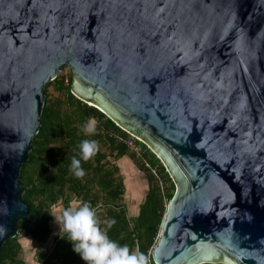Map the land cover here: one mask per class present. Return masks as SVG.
<instances>
[{
    "label": "water",
    "instance_id": "water-1",
    "mask_svg": "<svg viewBox=\"0 0 264 264\" xmlns=\"http://www.w3.org/2000/svg\"><path fill=\"white\" fill-rule=\"evenodd\" d=\"M65 67L175 184L155 263L264 264V0H0V250Z\"/></svg>",
    "mask_w": 264,
    "mask_h": 264
},
{
    "label": "trees",
    "instance_id": "trees-1",
    "mask_svg": "<svg viewBox=\"0 0 264 264\" xmlns=\"http://www.w3.org/2000/svg\"><path fill=\"white\" fill-rule=\"evenodd\" d=\"M71 82V72L67 83L59 75L49 82L65 91L64 98L46 99L40 130L21 170L24 198L39 221L33 229L23 221L19 222L18 234L9 237L0 250V264H25L20 256L23 248L20 237L47 241L52 235L53 206L62 201L64 209L71 208L74 197L80 201L77 207L89 202L96 209L102 226L115 217L116 223L107 229L109 235L145 252L149 260H153L150 250L158 237L166 205L174 195L175 184L161 159L145 143L97 107L75 96ZM89 118L96 121L95 132L84 131ZM85 138L96 139L99 149L88 160H82L86 173L77 177L70 168L71 157L79 156V145ZM139 145L140 152L135 148ZM125 155L147 173L148 188L134 215L129 213L124 201L125 180L117 163ZM147 163L157 168V175ZM38 261L41 264H86L74 250L65 230L55 237L46 253L38 255Z\"/></svg>",
    "mask_w": 264,
    "mask_h": 264
},
{
    "label": "clouds",
    "instance_id": "clouds-1",
    "mask_svg": "<svg viewBox=\"0 0 264 264\" xmlns=\"http://www.w3.org/2000/svg\"><path fill=\"white\" fill-rule=\"evenodd\" d=\"M85 132L96 131V121L89 118L84 125ZM79 156L71 157L70 168L77 177H82L86 169L82 160L91 158L99 149L96 139H83L79 145ZM63 230L67 231L73 248L86 264H149V256L143 251L133 249L127 243L112 238L107 229L116 223L112 217L102 226L96 209L84 202L76 209L65 208L59 217Z\"/></svg>",
    "mask_w": 264,
    "mask_h": 264
},
{
    "label": "rangeland",
    "instance_id": "rangeland-1",
    "mask_svg": "<svg viewBox=\"0 0 264 264\" xmlns=\"http://www.w3.org/2000/svg\"><path fill=\"white\" fill-rule=\"evenodd\" d=\"M70 70L68 67H65L62 71L59 72V77H64L65 83L69 80ZM49 85V84H48ZM47 85V94L46 99L56 100V99H63L65 91L63 89H58L56 87L57 84L53 83L48 86ZM132 146L134 144L130 142ZM142 143H144L142 141ZM137 151L140 152L141 145L135 147ZM117 163L120 166L121 173L123 174L125 180L126 191L124 194V201L128 207L129 213L134 215L137 213L139 208V204L143 199L147 188H148V180H147V173L144 170H141L129 157L125 155L117 160ZM162 188H165V184L162 182ZM80 201L76 200L74 197L71 202V208L75 209ZM64 209V204L62 201H59L56 205L52 208L53 219L51 220V227H52V235L51 237L45 242H39L36 239H33L31 236H21L20 241L22 243V252L20 256L24 259L25 264H41L38 261V255L46 253L51 247L54 242L55 237L60 234L63 230L62 224L60 221L56 219L59 217Z\"/></svg>",
    "mask_w": 264,
    "mask_h": 264
},
{
    "label": "built area",
    "instance_id": "built-area-1",
    "mask_svg": "<svg viewBox=\"0 0 264 264\" xmlns=\"http://www.w3.org/2000/svg\"><path fill=\"white\" fill-rule=\"evenodd\" d=\"M147 165L151 168V170L154 174H156V175L158 174L156 167L150 165L149 163H147ZM150 253H151V250H150ZM149 264H157V263H155L153 260H149ZM200 264H204V263H200Z\"/></svg>",
    "mask_w": 264,
    "mask_h": 264
},
{
    "label": "flooded vegetation",
    "instance_id": "flooded-vegetation-1",
    "mask_svg": "<svg viewBox=\"0 0 264 264\" xmlns=\"http://www.w3.org/2000/svg\"><path fill=\"white\" fill-rule=\"evenodd\" d=\"M204 264H220V263H204Z\"/></svg>",
    "mask_w": 264,
    "mask_h": 264
}]
</instances>
